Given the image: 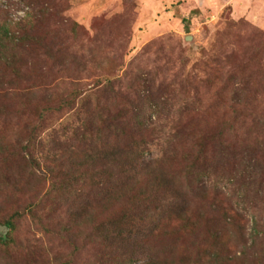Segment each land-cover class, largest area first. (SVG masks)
Returning a JSON list of instances; mask_svg holds the SVG:
<instances>
[{
    "label": "rangeland",
    "instance_id": "rangeland-1",
    "mask_svg": "<svg viewBox=\"0 0 264 264\" xmlns=\"http://www.w3.org/2000/svg\"><path fill=\"white\" fill-rule=\"evenodd\" d=\"M33 1L0 0V34L20 36ZM67 2L64 17L82 31L69 50L49 59L8 45L0 58V236L22 218L0 264H205L207 252L216 264H264V162L252 146L264 150V0ZM90 113L102 134L85 143L75 131ZM135 115L147 148L125 190H112L124 194L91 208L75 181L59 185L71 171L120 170L109 162L136 149L113 132ZM187 121L223 133L227 147L200 157L182 136ZM140 178L143 193L129 187Z\"/></svg>",
    "mask_w": 264,
    "mask_h": 264
},
{
    "label": "trees",
    "instance_id": "trees-1",
    "mask_svg": "<svg viewBox=\"0 0 264 264\" xmlns=\"http://www.w3.org/2000/svg\"><path fill=\"white\" fill-rule=\"evenodd\" d=\"M37 3H39L38 0H35L33 1V3H31V4L36 5L37 11L34 10L32 14H29L24 24H21V27H19L20 36L15 37V36L10 35V33L8 32L9 31L8 29L2 31V34H0V58H4L6 56V53L3 50V48L5 49L8 47V45H10L14 49H18V52L20 51L21 53H30L32 56L43 55L46 58L53 59L55 55H58V54L60 55L64 50H69L70 49L68 46L69 43H71V41H74L73 39L80 37L79 33L80 32L82 33L81 28L76 24L70 23V21L64 17V13L70 9V4H68L67 0H58L57 2H53L51 0V3H48L46 1L41 4H37ZM44 19H48V27L46 31H43L41 29V27L45 25L43 24L45 21ZM35 28H36V31H35ZM13 59H17V58L12 55L10 58V62L13 63ZM117 93H116V96L118 97L117 100H119V93L118 94ZM123 98L126 99L127 97L124 96ZM161 104L165 105V103H161ZM188 109H189V105L186 106V109H180V117H182L181 121L185 119ZM93 119H94V115L93 113H90L89 118L85 120L82 127L75 131L76 132L75 138H78V139L81 138L82 142L86 143L89 141L87 140L89 139V136L92 137V135L97 132L98 134H102L101 130L95 128V125H94L95 123ZM139 119L140 118L138 117V115H135L133 116V120L135 122L132 123L133 120L130 121L131 124L130 126L128 125L129 127H127L126 130L124 131L118 130L117 132L116 131L113 132L115 137H118L120 134H122L123 142L127 141L129 145L127 148L132 147L136 149L130 152L127 151V153L124 156H121V159L119 161L111 160L109 162L108 166L110 170H111V166L112 167L116 166V168H120V170H117V172L115 171V173L113 171L109 172L110 177L107 179L103 177V173H104L103 170L101 174H97V173H95V175L87 174L86 176L84 174L85 172H82L81 175H78L76 177L75 176L71 177L72 176V171H71V172H68V174L70 173L69 175L68 174L65 175L64 181H61V183H59L60 182L59 180L52 181V184H53L52 187L55 188L54 186L57 183H59L60 186L61 185L66 186V185L71 184L72 181H75V183L78 184L80 187V195L84 196L86 198V201H88L89 203L91 202V205H90L91 208H93L92 206L96 204H103L102 208H104L108 205V203L112 199L116 197L117 198L120 197L121 196L120 194H124L122 192L115 193L112 190L114 189L121 190L120 189L121 186L123 187L122 190H125L126 185H122L124 181H125L124 183L127 182V177L125 175L127 171L125 170H129V171L133 170L137 172L138 165L145 155L144 150H146L147 148V143H144V141L139 143V140H138V134L139 135L141 134L138 131L140 127H142L141 126L142 124ZM112 121H113L112 123V128H113L115 120H112ZM187 124L188 125L182 128L181 130V132L183 133L182 136L184 135L188 136L190 140L196 141L199 147V150H200L199 151L200 157L205 158V157H210L211 155L212 156L216 155L217 157L218 151H215L216 146L219 148L222 147L223 150L225 149L224 146H226L225 143L227 141L223 140L224 139L223 133H219L217 131L213 132L211 129L205 128V126H203V123L198 122V121L197 122L187 121ZM124 126L125 125H122L121 128H123ZM253 138L255 137L250 138L249 141ZM252 146L253 148H257L256 152H254L255 153L254 156H260V158L264 162V150H262L261 148V142L258 143V140L255 139L254 144ZM211 149L214 150L213 153ZM221 155L224 156L223 151L221 152ZM232 156L233 155H231L230 152H227L224 158H226L227 160H230L232 159ZM190 172H191V168L189 169V174ZM202 172H206V170L202 169ZM51 174H52L53 179H57L59 177L58 173L55 171H52ZM235 175L236 174H233V177ZM143 179L138 180L135 184L132 183L129 187H132V188L136 187L137 190L141 189V193H143V190H145L147 186L150 187V183L148 182V180L145 178ZM60 186L57 185L56 191L54 192V195L56 196V199H54V202H53L54 205L60 201V200H57L59 197V190L57 189ZM101 186H104L105 189L106 187H108L107 190L109 191L102 192L104 188H102ZM149 189L147 190V192H149ZM49 194H47L48 196L44 198L45 203H47L48 201ZM104 194H106V199L102 200L101 197ZM216 197L221 199L223 203L227 201L224 195L220 193H217ZM40 202L41 200H39L38 202H34V203L31 202L30 211L32 213H34L35 211L34 209L37 207V204L38 205L40 204ZM20 204L21 203H19V205ZM44 205L45 204H42V207ZM147 212L150 213L149 208ZM113 218H115V216H108V220L113 219ZM17 219L18 221L22 219L21 216H19V214H17L16 216H12L10 220L6 221V229L7 231H9V233L5 232L3 233L4 235L0 236V246L9 247L12 244L15 245L16 240L14 237L13 239L8 240V241L7 239L8 237L10 238L12 233L13 232L15 233V231L17 230V227H16V224L18 222ZM180 225H181L180 227L184 228L186 227L187 222L181 221ZM95 229H97L96 231H99V225L96 226ZM207 253L204 254V258L202 259V262L205 264H216L215 262L217 261V259L211 256L210 253L209 254ZM109 256H112V255H104V257L102 258L101 264H105L104 260ZM197 257L198 255L196 254V258ZM205 258H207L208 261H206ZM146 264H151V263L147 262ZM169 264H172V263L169 262Z\"/></svg>",
    "mask_w": 264,
    "mask_h": 264
}]
</instances>
